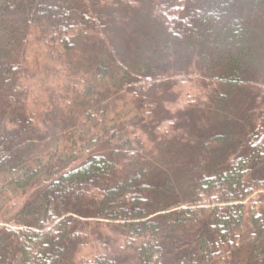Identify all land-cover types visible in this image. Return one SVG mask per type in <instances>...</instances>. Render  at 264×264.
<instances>
[{
	"label": "trees",
	"instance_id": "1",
	"mask_svg": "<svg viewBox=\"0 0 264 264\" xmlns=\"http://www.w3.org/2000/svg\"><path fill=\"white\" fill-rule=\"evenodd\" d=\"M162 1L123 54L99 4L0 0V264H264V0ZM34 33L66 67L40 113ZM187 75L206 99L157 120Z\"/></svg>",
	"mask_w": 264,
	"mask_h": 264
},
{
	"label": "rangeland",
	"instance_id": "2",
	"mask_svg": "<svg viewBox=\"0 0 264 264\" xmlns=\"http://www.w3.org/2000/svg\"><path fill=\"white\" fill-rule=\"evenodd\" d=\"M90 1L93 4H99L104 9L106 8L112 16V20L117 26L116 32L118 40V47L123 54H126L124 49L128 48V42L142 41V38L146 37L148 28L146 23L149 22L151 15V5H157L162 0H82V2ZM150 23V22H149ZM149 32V31H148ZM152 34H155L154 31ZM151 34V35H152ZM37 33H34L29 40L26 57H27V75L22 78L21 85L26 88V106L27 111L40 113L43 109H46L49 101V94L52 89L59 88L60 83L63 80L58 76L60 72L65 69V65L59 60L51 57L50 50L46 49V45L43 43L41 37H36ZM154 36V35H152ZM79 54L84 53L83 45L79 46ZM254 60H257L254 67L262 70L264 69V44L259 43L257 49L253 54ZM186 62L183 61V64ZM192 76L187 75L184 78L178 79V85L175 86L176 80L172 79L168 83H163L162 86L157 87V96L153 105L156 107L155 117L157 120L161 118H171L174 116L182 117L186 113H191L195 109L194 106L203 102L206 98L200 92L195 82H192ZM62 85V84H61ZM201 104V103H200ZM49 107H55L50 106ZM183 122L177 120L175 123L179 125ZM169 125L166 122L165 128ZM157 147V146H156ZM177 146H174L176 148ZM167 144L159 148H156V157L161 162L171 159L167 149ZM156 160V161H157ZM32 190H26L24 194H17L10 201V205H13L11 211L7 214V217H12L16 209L23 202L25 195L29 194ZM264 194V192H263ZM264 197V195H263ZM9 225L4 222L3 217L0 218V226ZM93 251L90 248L85 249L82 252V256H92ZM213 264H218L215 262Z\"/></svg>",
	"mask_w": 264,
	"mask_h": 264
}]
</instances>
